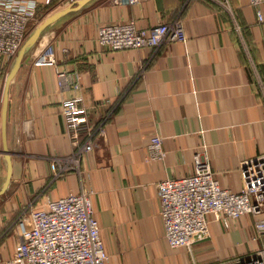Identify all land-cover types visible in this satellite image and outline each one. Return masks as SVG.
I'll use <instances>...</instances> for the list:
<instances>
[{"label":"crops","instance_id":"0c3cea01","mask_svg":"<svg viewBox=\"0 0 264 264\" xmlns=\"http://www.w3.org/2000/svg\"><path fill=\"white\" fill-rule=\"evenodd\" d=\"M36 1L42 11L44 0ZM69 5L51 9L44 20ZM177 19L183 41L117 51L98 42L105 24L133 20L150 28ZM49 43L56 66H35L33 57ZM17 56L0 55V190L8 176L6 156L12 160L0 196V264L19 247V236L7 229L24 204L43 208L82 188L100 223L107 264H210L262 246L251 214L227 227L211 213V236L192 246L193 256L187 247H171L157 187L192 174L201 155L219 184L238 192L244 161L264 155V23L250 0H91L62 16L44 30L10 83L6 152L3 99ZM62 71L74 72L81 83L86 120L79 140L95 135L82 174L57 178L52 158L76 149L62 112L70 95ZM156 135L163 140L161 160L148 150Z\"/></svg>","mask_w":264,"mask_h":264},{"label":"built area","instance_id":"2783aa9c","mask_svg":"<svg viewBox=\"0 0 264 264\" xmlns=\"http://www.w3.org/2000/svg\"><path fill=\"white\" fill-rule=\"evenodd\" d=\"M54 0H44L50 5ZM77 0H66L73 4ZM136 4L139 0H120ZM258 21L264 23V0H250ZM36 0H0V55L15 57L29 36L31 22L39 23ZM185 30L181 20L162 23L150 28H138L133 20L102 25L98 42L106 49L117 51L142 47L157 48L165 43L183 41ZM35 66H56V51L52 43L43 46L33 57ZM76 73V72H75ZM59 76L70 95L62 103L67 132L74 136L76 149L60 164L56 173L74 169L82 174V158L94 146L95 133L79 140L86 120L83 95L78 75L62 71ZM100 130L101 127H99ZM148 150L150 158L165 156L163 140L154 136ZM243 184L235 192L223 188L214 175L210 163L201 155L195 157L192 174L167 178L157 183L160 213L165 236L171 247L188 249L211 236L208 215L214 213L229 227L244 214L255 218V227L262 246L247 255L219 260L210 264H264V155L244 161ZM19 247L5 264H107L109 255L101 236L100 223L95 216L87 189L64 197L49 199L43 208H32L17 222Z\"/></svg>","mask_w":264,"mask_h":264},{"label":"water","instance_id":"95a60500","mask_svg":"<svg viewBox=\"0 0 264 264\" xmlns=\"http://www.w3.org/2000/svg\"><path fill=\"white\" fill-rule=\"evenodd\" d=\"M91 0H77L73 4H70L68 7L59 10L50 16H48L36 29L35 31L28 37L24 45L22 46L21 50L19 51V54L16 58L15 64L8 74L6 84H5V91H4V101H3V109H2V126H3V141H4V148L6 152H9L8 149V142H7V114H8V100H9V87L10 83L13 79V77L16 75L20 67L24 64V62L27 60V55L30 52V50L36 45L38 40L40 39L41 34L44 32V30L54 23L56 20L61 18L62 16L66 15L69 12H72L74 10H78L81 7H83L85 4H87ZM8 161V176L6 183L4 187L0 190V196L7 190L8 185L11 180L12 175V160L10 154L7 156Z\"/></svg>","mask_w":264,"mask_h":264},{"label":"rangeland","instance_id":"374dc122","mask_svg":"<svg viewBox=\"0 0 264 264\" xmlns=\"http://www.w3.org/2000/svg\"><path fill=\"white\" fill-rule=\"evenodd\" d=\"M65 4H67L66 3V0H54L53 1V3L52 4H50V5H45V7L42 9V11L41 10H39L38 11V13H39V23L42 21V20H44V18L45 17H43L44 16V14H46L48 11L50 12V10L51 9H54V8H56L57 6L59 7L60 5L61 6H64ZM38 23V24H39ZM38 24L36 25V26H34V23L33 22H31V24L29 25V31L30 30H32L33 29V27H37L38 26ZM35 28L33 29V31L32 32H34V30H35ZM31 34V33H30ZM29 37V36H28ZM68 157V156H67ZM52 162H53V164L56 166V171H54L53 172V176H54V174H55V176H56V173H58V171H59V169H60V164H62V165H66L67 164V158H66V161H61L60 159H56V158H52ZM67 171H71V172H74V169L72 170V169H70V170H67ZM67 171H65V172H63L62 174H65V173H67ZM61 174V175H62ZM60 175V176H61ZM59 176V177H60ZM55 178V177H54ZM58 178V177H57ZM2 203V202H1ZM33 205H35V204H33V203H28V204H24L20 209H19V215L18 214H16V217H15V219H13L11 222H12V224L10 225V227H8V229H7V231L9 232V231H11L13 234H15L16 236L18 235L19 236V232H18V228H17V222H18V220H19V218L21 217V215H23V214H25V213H27L28 211H30V209H32L33 208ZM194 248H190V249H188V250H186L187 251V254L188 255H191V256H193L192 254L193 253H195V251L193 250ZM108 255H109V253H108ZM109 260V259H108ZM6 262V261H5ZM5 264V263H4ZM154 264H158V263H154Z\"/></svg>","mask_w":264,"mask_h":264}]
</instances>
